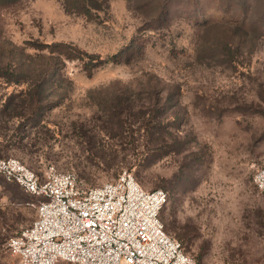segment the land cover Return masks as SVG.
I'll return each mask as SVG.
<instances>
[{"label":"rangeland","instance_id":"rangeland-1","mask_svg":"<svg viewBox=\"0 0 264 264\" xmlns=\"http://www.w3.org/2000/svg\"><path fill=\"white\" fill-rule=\"evenodd\" d=\"M66 3L0 0V158L86 186L130 170L170 193L166 232L198 264H264V0ZM60 43L119 61L87 71ZM36 202L0 175V264Z\"/></svg>","mask_w":264,"mask_h":264},{"label":"built area","instance_id":"built-area-1","mask_svg":"<svg viewBox=\"0 0 264 264\" xmlns=\"http://www.w3.org/2000/svg\"><path fill=\"white\" fill-rule=\"evenodd\" d=\"M0 175L37 198V217L7 241L17 264H198L166 232L163 188L146 189L130 170L95 186L56 165L36 172L0 158ZM264 193V166L254 177Z\"/></svg>","mask_w":264,"mask_h":264},{"label":"trees","instance_id":"trees-1","mask_svg":"<svg viewBox=\"0 0 264 264\" xmlns=\"http://www.w3.org/2000/svg\"><path fill=\"white\" fill-rule=\"evenodd\" d=\"M2 1L9 2V1H14V0H2ZM66 1H67L66 6H67V8H70V9L71 8H76L77 10H82V7L86 6V5L82 6L83 1H86V0H66ZM86 4H88V3H86ZM134 44H135V39L132 40L131 46H133ZM56 46L60 47L57 50L65 58H68V59H79L80 61H82L83 65H84V69L87 70V71H91V70L94 69V67H97L100 64L105 63V62H110V61L117 62V61H119V54H115L112 57V59L111 58L105 59V58H102V56L99 55V54L90 53V52H88L86 50L80 49L79 47H77L75 45H70L68 43H60V44H57ZM131 46L127 47V48L131 49ZM110 180H112V179H110ZM168 196H169L168 197V202H169V199H170V193L169 192H168ZM167 203H166V205H167ZM165 206H164V208L161 211V218H162Z\"/></svg>","mask_w":264,"mask_h":264}]
</instances>
